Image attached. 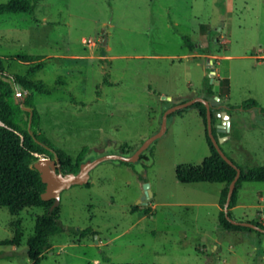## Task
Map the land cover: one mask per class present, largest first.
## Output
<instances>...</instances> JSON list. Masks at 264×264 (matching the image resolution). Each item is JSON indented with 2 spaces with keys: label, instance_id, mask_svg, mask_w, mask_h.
Listing matches in <instances>:
<instances>
[{
  "label": "rangeland",
  "instance_id": "1",
  "mask_svg": "<svg viewBox=\"0 0 264 264\" xmlns=\"http://www.w3.org/2000/svg\"><path fill=\"white\" fill-rule=\"evenodd\" d=\"M22 55L42 63L29 78L51 90L32 93L38 133L74 160L80 153L84 161L128 157L159 131L166 110L203 96L207 79L220 95L215 110L248 99L264 107V0H40L29 13L0 14L4 81L26 73L14 58ZM13 86L26 127L28 93ZM227 112L224 151L239 166L264 165V114ZM205 129L196 107L172 111L136 162L102 161L88 185L63 190V231L49 238L40 264H264V233L219 223L224 184L177 179L179 165H199L210 154ZM145 183L152 194L142 199ZM235 204L232 219L264 225V182H241ZM43 213L0 207V264L31 263L27 240ZM16 221L19 245L2 244Z\"/></svg>",
  "mask_w": 264,
  "mask_h": 264
},
{
  "label": "trees",
  "instance_id": "2",
  "mask_svg": "<svg viewBox=\"0 0 264 264\" xmlns=\"http://www.w3.org/2000/svg\"><path fill=\"white\" fill-rule=\"evenodd\" d=\"M39 1L40 0H10L0 4V14L18 12L29 13L35 8V5ZM14 58L23 62L28 68L24 75L9 76L12 79V83L4 81L3 77H6L8 74L5 71L3 60L0 58V207L8 208L13 215L19 214L25 208L39 207L44 209V213L36 218L34 234L27 240V255L30 259V264H40L42 254L50 248L49 238L62 232L63 226L59 222L58 206L51 208L53 200L45 201L41 199V193L45 190V184L42 182L39 172L33 168V163L37 159L35 154H47L51 156L49 150L55 152L58 156L59 166L63 173L77 172L79 164L84 161V158L82 153H80L74 160L65 152L54 147L41 133L37 132L39 116L32 101V93L38 92L48 94L51 90L42 81L29 78L42 67L41 62L34 64L33 62L36 58L32 55L15 56ZM208 81L209 79H207V86L204 89L205 94L202 97L209 99L212 103L211 115L214 136H223L225 135L224 133L216 132L215 112L217 110L213 108L215 96L220 95L215 94ZM13 82L16 85H21L28 93L25 106L30 109L28 112L30 118L29 123L26 122L28 125L26 127H22L20 124V122H23L22 110L13 102V95L15 92ZM221 83L223 84L225 94H228V79L224 78ZM190 106L198 109L199 115L203 119L206 128L205 105L201 102H196ZM227 107L228 110H247L256 108L260 113L264 114V107H261L253 99H248L238 105L228 104ZM205 137L210 148V154L205 157L199 165H179L176 169V176L182 183L216 182L224 184V189L221 194L225 202L228 187L236 175V169L219 154L208 136L206 129ZM220 147L225 155L229 157L222 148V145H220ZM141 156L142 153L139 158H141ZM236 165L240 169V175L236 181V186L229 205V216H231L230 209L235 204L237 187L241 182H264V165L252 167ZM218 220L227 231H256L262 234L250 227L230 223L226 219L223 210L220 212ZM251 222L264 228V225L257 221L252 220ZM14 226V237L2 242V244L19 245L20 238L23 234L19 226V221H16Z\"/></svg>",
  "mask_w": 264,
  "mask_h": 264
},
{
  "label": "water",
  "instance_id": "3",
  "mask_svg": "<svg viewBox=\"0 0 264 264\" xmlns=\"http://www.w3.org/2000/svg\"><path fill=\"white\" fill-rule=\"evenodd\" d=\"M103 44L106 45V39L103 40ZM208 66L210 69L209 76L210 80H213L215 75V67L213 66V61L209 60ZM215 99L218 100V96H215ZM196 102H201L206 107V130L207 134L210 137L214 147L219 152V154L225 159L232 167L236 169V175L234 179L231 181L228 187L226 200L223 205V211L226 219L235 225H242L245 227H250L254 230L264 233V228L252 223L251 221H236L229 216V205L231 202L232 194L234 192L236 181L240 175V169L237 165L229 158L223 150L221 149L220 145L228 139L227 135L217 136L215 137L213 134L212 129V115H211V106L212 103L209 99H206L202 96L194 97L189 101H185L183 103H179L174 105L172 108L166 110L162 115L161 127L158 132L150 136L146 139L140 147H138L134 153L128 157H124L121 155L110 154L104 155L94 160H86L79 164V169L77 172H68L63 173L59 166V159L57 154L54 153L55 158H51L48 156L39 157L34 163L33 168L36 169L41 177L42 182L45 184V190L41 193L42 200H53V205L51 208L57 207L60 201V193L71 187L72 185H87L90 179V171L102 161L108 159L120 160L122 162H136L139 159L140 154L148 148V146L158 137H160L166 129V119L170 112L176 111L178 109L188 107ZM225 110H217L215 115L221 118V122L216 125L217 131L220 133H228L230 131V115L227 112V107L224 106ZM38 156V154H35ZM151 191L149 189V185L147 183L144 184V195L142 199L151 196Z\"/></svg>",
  "mask_w": 264,
  "mask_h": 264
},
{
  "label": "flooded vegetation",
  "instance_id": "4",
  "mask_svg": "<svg viewBox=\"0 0 264 264\" xmlns=\"http://www.w3.org/2000/svg\"><path fill=\"white\" fill-rule=\"evenodd\" d=\"M49 151H51V150H49ZM53 152V151H52ZM43 156H48V157H50L49 155H47V154H38V156L37 157H43Z\"/></svg>",
  "mask_w": 264,
  "mask_h": 264
},
{
  "label": "crops",
  "instance_id": "5",
  "mask_svg": "<svg viewBox=\"0 0 264 264\" xmlns=\"http://www.w3.org/2000/svg\"><path fill=\"white\" fill-rule=\"evenodd\" d=\"M220 123V122H219ZM219 123H216V124H219ZM219 133V132H218ZM225 135H227V134H225ZM228 141V139L226 140V142ZM225 142V141H224ZM237 206V204H235V205H233V207H236Z\"/></svg>",
  "mask_w": 264,
  "mask_h": 264
},
{
  "label": "built area",
  "instance_id": "6",
  "mask_svg": "<svg viewBox=\"0 0 264 264\" xmlns=\"http://www.w3.org/2000/svg\"><path fill=\"white\" fill-rule=\"evenodd\" d=\"M17 95H20V93L18 92Z\"/></svg>",
  "mask_w": 264,
  "mask_h": 264
}]
</instances>
